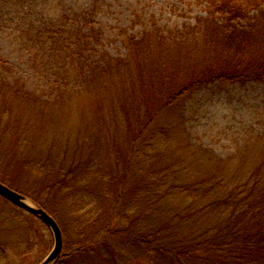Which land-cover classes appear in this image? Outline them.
<instances>
[{
  "label": "trees",
  "instance_id": "16d2710c",
  "mask_svg": "<svg viewBox=\"0 0 264 264\" xmlns=\"http://www.w3.org/2000/svg\"><path fill=\"white\" fill-rule=\"evenodd\" d=\"M108 2L0 0V153L10 143L26 177L15 187L0 182L56 221L64 250L71 229L76 248L59 257L264 264V129L247 132L220 159L182 145L177 121L162 122L190 91L264 83V0H199L203 13L193 23L115 34L102 24ZM9 66L24 67L42 86L27 87ZM87 102L95 129L119 134L123 172L110 176L100 160L48 132ZM121 151L112 157L118 166ZM170 162L197 170L175 171Z\"/></svg>",
  "mask_w": 264,
  "mask_h": 264
},
{
  "label": "rangeland",
  "instance_id": "374dc122",
  "mask_svg": "<svg viewBox=\"0 0 264 264\" xmlns=\"http://www.w3.org/2000/svg\"><path fill=\"white\" fill-rule=\"evenodd\" d=\"M198 1L110 0L108 2L110 16L102 17V24L106 28L111 27L114 34L120 28H127L129 33H135L153 23L170 29L181 26L183 23H193L194 17L203 13V6L199 5ZM1 45L4 46V42L0 41V47ZM117 46L118 43L113 46V55L118 54ZM6 52L10 54L8 53L10 49ZM9 56L10 62L16 63V59L11 54ZM9 68L10 73L16 75L15 77L22 76L27 80V87L36 89L37 86H42L41 83H35L31 72L25 71L24 67L18 69L9 66ZM76 105L74 116L68 119L61 117L52 121L48 132L59 134L62 140H69L82 155L100 160L110 176L116 168L123 172L126 148L120 145L119 134L109 127L95 129L91 121L93 119L88 117V115H94L93 104L87 102L80 105L76 103ZM173 120L181 124L183 134L182 136L180 134L179 142L181 141L182 145L187 143L202 153L205 150L210 151L216 157L224 159L236 151L247 132L264 129V83L245 85L215 83L190 91L175 106L167 110L162 122H173ZM38 131L40 139L43 131ZM52 141L53 139L47 143V146L52 147ZM8 146L10 143L2 144L0 180L8 181L15 187L19 186L17 181L26 178L20 171L23 156L14 153ZM122 147H124L123 150ZM119 151L123 152V155L121 164L118 166L112 157ZM206 161L210 170L213 163L208 159ZM168 166L181 172H190L197 167L188 162L182 166L170 162ZM94 179L98 181V176L96 175ZM64 237L69 243L65 250L62 249V254H68L76 248L72 245L75 240L70 228L65 232ZM52 246V234L38 218L0 196V264H39L50 252ZM105 263L100 253L86 252L70 258L59 257L54 264Z\"/></svg>",
  "mask_w": 264,
  "mask_h": 264
},
{
  "label": "water",
  "instance_id": "95a60500",
  "mask_svg": "<svg viewBox=\"0 0 264 264\" xmlns=\"http://www.w3.org/2000/svg\"><path fill=\"white\" fill-rule=\"evenodd\" d=\"M0 196L15 206L34 215L38 218L51 232L53 246L47 256L39 264H54L61 252L63 240L60 227L56 221L42 208L38 207L32 200L25 195L14 191L0 182Z\"/></svg>",
  "mask_w": 264,
  "mask_h": 264
}]
</instances>
